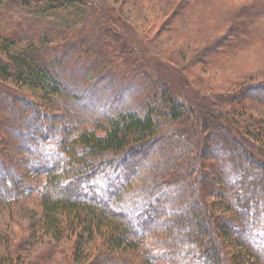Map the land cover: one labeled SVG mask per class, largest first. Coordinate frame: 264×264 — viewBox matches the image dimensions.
<instances>
[{
  "label": "trees",
  "instance_id": "1",
  "mask_svg": "<svg viewBox=\"0 0 264 264\" xmlns=\"http://www.w3.org/2000/svg\"><path fill=\"white\" fill-rule=\"evenodd\" d=\"M66 2L0 0V10L40 16ZM232 12L249 37L264 0ZM31 33L0 32V207L38 195L30 240L72 238L73 264H264V127L246 114L247 101L264 105V83L220 100L228 110L199 112L163 83L148 98L125 84L104 105L98 87L70 92L47 36Z\"/></svg>",
  "mask_w": 264,
  "mask_h": 264
},
{
  "label": "rangeland",
  "instance_id": "2",
  "mask_svg": "<svg viewBox=\"0 0 264 264\" xmlns=\"http://www.w3.org/2000/svg\"><path fill=\"white\" fill-rule=\"evenodd\" d=\"M250 1L68 0L41 17L18 5L0 10V32L30 37L33 28L40 30L47 36L50 61H58V70L70 84L68 90L91 93L98 87L96 99L104 105L109 102L103 94L117 97L125 84L148 98L154 86L163 83L175 98H185L199 112L209 105L228 110L229 103L220 100L226 101L242 86L264 83V14L249 25V37L239 32L232 17L234 8ZM102 71L107 72L99 75ZM20 93L48 114L54 113L39 93L28 88ZM246 103V114L264 127V105ZM88 108L101 110L96 104ZM55 114L63 113L60 109ZM249 142L260 146L251 138ZM250 154L263 162L261 154ZM39 204L33 194L12 210L0 207V264L10 259L14 264H73L72 238L30 240L29 230L40 216Z\"/></svg>",
  "mask_w": 264,
  "mask_h": 264
}]
</instances>
